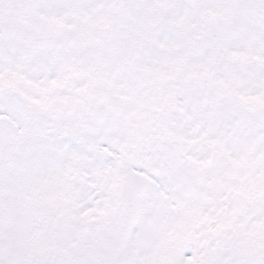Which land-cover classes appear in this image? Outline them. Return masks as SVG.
<instances>
[{
  "label": "snow or ice",
  "instance_id": "6c2138e0",
  "mask_svg": "<svg viewBox=\"0 0 264 264\" xmlns=\"http://www.w3.org/2000/svg\"><path fill=\"white\" fill-rule=\"evenodd\" d=\"M0 264H264V0H0Z\"/></svg>",
  "mask_w": 264,
  "mask_h": 264
}]
</instances>
